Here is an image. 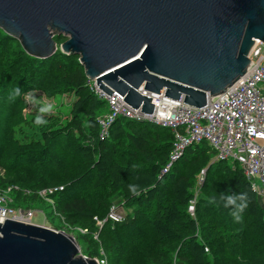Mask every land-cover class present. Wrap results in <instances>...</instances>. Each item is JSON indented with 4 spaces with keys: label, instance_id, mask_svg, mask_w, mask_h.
Wrapping results in <instances>:
<instances>
[{
    "label": "trees",
    "instance_id": "16d2710c",
    "mask_svg": "<svg viewBox=\"0 0 264 264\" xmlns=\"http://www.w3.org/2000/svg\"><path fill=\"white\" fill-rule=\"evenodd\" d=\"M15 88L21 95L10 99ZM29 93L73 100L66 111L43 114L47 124L37 125L44 104L35 100L30 109ZM108 112L78 56L57 51L34 58L0 29V189L18 188L12 206L46 205L63 226L88 230L77 237L83 254L99 258L103 248L109 264H264V206L240 165L214 162L216 152L202 142L162 174L173 132L120 117L102 138L98 120ZM202 170L192 217L188 208ZM54 186L64 190L53 207L38 191ZM240 193H247L248 207L237 223L221 197ZM117 198L126 219L100 228L95 218L104 221Z\"/></svg>",
    "mask_w": 264,
    "mask_h": 264
},
{
    "label": "water",
    "instance_id": "95a60500",
    "mask_svg": "<svg viewBox=\"0 0 264 264\" xmlns=\"http://www.w3.org/2000/svg\"><path fill=\"white\" fill-rule=\"evenodd\" d=\"M0 29L34 58L78 56L101 91L152 114L141 90L201 108L248 73L264 0H0ZM0 264L98 263L65 232L5 220Z\"/></svg>",
    "mask_w": 264,
    "mask_h": 264
},
{
    "label": "built area",
    "instance_id": "2783aa9c",
    "mask_svg": "<svg viewBox=\"0 0 264 264\" xmlns=\"http://www.w3.org/2000/svg\"><path fill=\"white\" fill-rule=\"evenodd\" d=\"M264 44L260 41L250 54L248 73L234 86L221 95L208 98L207 105L198 108L184 103L183 100H173L162 94L141 90L143 96L152 99L154 111L152 114L143 113L126 103L125 97L114 92L112 96L101 91L96 83L90 80L93 92L108 103L109 112L99 118L101 137H107L110 126L120 117L138 122L151 123L170 129L175 137L173 149L168 164L162 174L168 173L184 154L185 150L194 145L206 142L216 152L214 162L229 161L238 164L245 176L251 182L264 206ZM206 170L198 176L197 187L193 200L190 201L188 212L195 217V207L198 194L205 181ZM17 187L0 189V223L5 220H15L33 223L37 215L35 209L16 208L12 206L11 193ZM64 186H54L38 191L40 199L55 206L54 196L62 192ZM26 194L30 192L26 191ZM126 211L122 204H114L104 221L97 225L102 228L106 221L122 223L126 219ZM63 221V218H61ZM44 227L57 232H65L75 239L79 234H87L88 230L72 228L68 225L57 229L49 223ZM98 236H95L97 239ZM209 252L208 248L205 249ZM87 257V256H85ZM89 258V257H87ZM98 264H108L106 256L93 258Z\"/></svg>",
    "mask_w": 264,
    "mask_h": 264
},
{
    "label": "rangeland",
    "instance_id": "374dc122",
    "mask_svg": "<svg viewBox=\"0 0 264 264\" xmlns=\"http://www.w3.org/2000/svg\"><path fill=\"white\" fill-rule=\"evenodd\" d=\"M59 41L60 42H58V47L60 48V45L62 43H64L66 40L65 41L59 40ZM58 51H60V50H58ZM31 94H32V97H33L34 101L37 100V101L43 102V104H51L52 108H53L51 113L56 112L57 110H63V111L68 110L69 106H70V103L73 100V98L68 96V95H63L61 97L59 96V97H57L55 99H47L46 96L44 94H42V93H31ZM30 103H31L30 109H32L34 107L35 103L32 102V101H30ZM30 109H28L26 112L30 111ZM199 194H200V192H199ZM199 194H198V197H199ZM114 203L115 204H121L122 202H121L120 198H117ZM16 208H19V207L16 206ZM23 209H27V207L25 206ZM35 210L37 211V215L33 219V223L34 224L43 225L44 223L47 222V223L51 224L52 226H54L56 228H60V229L63 228V222H62L61 218L59 216L55 215L52 212L51 208H48L46 205H39V206L35 207ZM75 235H76V237H78L77 233H75ZM76 240L78 241V243L81 241V240L79 241L78 238H76ZM79 244H80V247H81V254H83V250H82L83 249V244L82 243H79ZM102 253L107 258L106 252H105V250L103 248L100 249V254H102Z\"/></svg>",
    "mask_w": 264,
    "mask_h": 264
},
{
    "label": "clouds",
    "instance_id": "9594fccd",
    "mask_svg": "<svg viewBox=\"0 0 264 264\" xmlns=\"http://www.w3.org/2000/svg\"><path fill=\"white\" fill-rule=\"evenodd\" d=\"M21 95V90L19 88H15L13 90V93L10 96V99H14L15 97H18ZM26 99L37 103V101L33 100L32 94L29 93L26 97ZM53 108L51 104H44L39 108V112L41 115H38L36 117L35 123L37 125H44L47 124V121L43 118V114H47L52 112ZM132 187V190L135 194V187ZM221 200L225 201L224 206L225 207H232V216L235 219L237 223L242 222L243 220V212L244 210L248 207V196L247 193H240V194H235V195H228L226 197L222 196Z\"/></svg>",
    "mask_w": 264,
    "mask_h": 264
},
{
    "label": "bare ground",
    "instance_id": "6f19581e",
    "mask_svg": "<svg viewBox=\"0 0 264 264\" xmlns=\"http://www.w3.org/2000/svg\"><path fill=\"white\" fill-rule=\"evenodd\" d=\"M234 86V85H233Z\"/></svg>",
    "mask_w": 264,
    "mask_h": 264
}]
</instances>
